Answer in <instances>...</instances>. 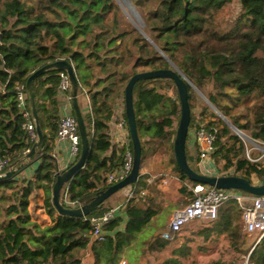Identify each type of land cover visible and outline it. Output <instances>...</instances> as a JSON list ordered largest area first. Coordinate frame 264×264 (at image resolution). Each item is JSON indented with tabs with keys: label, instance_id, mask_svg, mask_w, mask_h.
<instances>
[{
	"label": "trees",
	"instance_id": "obj_1",
	"mask_svg": "<svg viewBox=\"0 0 264 264\" xmlns=\"http://www.w3.org/2000/svg\"><path fill=\"white\" fill-rule=\"evenodd\" d=\"M131 1L139 7L160 50L139 30L122 32L118 18L113 22L105 20V12L115 6L113 0H0V85L5 84L9 90L0 95V156L10 157L11 163H15L34 145L27 143L24 118L16 102V84L26 86L31 73L49 62L72 60L80 82L79 93L84 89L92 92L93 106L91 114L84 113L91 149L84 168L68 183L72 198L82 203L90 202L108 188L104 176L116 168V162L108 164L104 154L112 147L109 122L115 113L114 106L119 97H124L129 79L138 72L170 68L168 58L199 88L210 83L213 90L207 95L209 101L234 125L264 143V0H240L241 15L228 31L217 26L214 18L234 0H159L155 9H147V0ZM130 65L131 73L125 71ZM59 73L60 70H50L34 83L45 135L31 159L42 158L35 175L28 184L18 187L13 178L0 181V264H84L88 253L94 264H118L135 233L158 213L151 204L142 206L145 201L128 202L129 220L125 229L116 232L123 220L120 217L112 220L103 241L91 236L89 220L59 214L52 200L58 165L46 145L48 133L54 138L58 131ZM165 81L166 78H152L135 84L142 162L149 151L146 139L159 140L166 153L171 150L167 159L171 173L193 186L199 182L189 180L176 163L173 139L181 104L179 96L174 99L160 91ZM168 82L177 91L174 81ZM188 90L191 127L196 118L193 114L196 101L193 88L188 86ZM43 100H48V104ZM206 108L212 109L209 104ZM206 108L201 114H207ZM212 113L216 115L213 110ZM124 115L127 118L126 111ZM205 124L215 136L217 162L224 159L226 168L235 165L250 180L254 173L262 179L264 157L256 162L244 158L243 139L220 116L218 121L209 120ZM130 147L133 150L132 140ZM125 149L121 150L117 166L124 161ZM188 159L197 169L189 153ZM26 167L20 164L18 172ZM37 188L45 191L47 212L53 220L45 227L32 220L28 210L29 196ZM180 190L184 194L186 187L182 185ZM188 194H192L191 190ZM104 208L88 216L100 215ZM242 215L239 203L231 201L220 208L219 221L235 236ZM250 259L255 264H264V237ZM167 264L179 262L172 259Z\"/></svg>",
	"mask_w": 264,
	"mask_h": 264
},
{
	"label": "built area",
	"instance_id": "obj_2",
	"mask_svg": "<svg viewBox=\"0 0 264 264\" xmlns=\"http://www.w3.org/2000/svg\"><path fill=\"white\" fill-rule=\"evenodd\" d=\"M61 80L58 88V105L61 107L57 140L67 141L69 143V158L65 164H62L55 171L56 176L71 165H73L79 158L81 152V134L78 128L77 120L75 118L71 98L69 94L70 79L66 71H60ZM16 102L19 110H22V116L24 122L22 124L23 129L27 133V143L34 144L38 139L35 119L32 115L31 107L29 105V96L27 88L24 84L17 83L15 86ZM85 90V89H84ZM9 90L5 84L0 85V95H6ZM177 99V97L175 98ZM61 101V102H60ZM124 112L118 114L117 127L121 131V135L124 138H128L125 141L124 148V161L123 163L112 171H109L104 176L105 184L112 185L123 180L132 170L133 167V150L130 147L131 136L129 130L128 120L124 115ZM88 114L92 113V108L89 107ZM206 124L203 123L197 117L195 118L193 125L189 128L187 146L196 151L198 156L197 170L207 175H227L238 174L242 175V171H238L235 165L225 167L226 161L221 159L217 164L214 154L216 153L217 146L215 145L214 133L208 129ZM241 136L246 147L243 157L256 162L264 157V143L259 140L247 136ZM248 138H247V137ZM248 140L249 143L246 144ZM31 150V147L27 148L23 157ZM260 150L263 154L260 155ZM57 155V154H55ZM26 164V162H21ZM15 168L19 170V164L13 165L11 158H4L0 156V174L5 172V169ZM7 169V170H8ZM24 171V170H23ZM23 171L17 174V177L23 173ZM174 176L170 173L154 174L150 178L148 184H159L160 186H167ZM257 180V182H255ZM251 181L255 184H260L262 179L258 174H253ZM137 183V182H136ZM136 183L124 188L126 192V203H119L114 207L108 208L104 213L100 215L85 216V220H89L91 223V236L98 241L105 240L107 236V225L125 210L126 205L131 200H135L141 196L147 194V190L139 189ZM191 187L192 194L188 197L187 204L176 209L173 213L172 219L168 228L162 233V236L166 239H174L178 232L182 230L185 224L188 222L202 218L210 221L217 220L219 217L220 208L231 201H237L242 208L244 226L246 232L249 234L259 233L258 242L264 237V195H255L243 192L237 189H222L215 186L198 183ZM61 199L66 207L76 208L83 203L79 199H73L71 195L70 185L67 183L64 185L61 192ZM251 251L244 257L242 264H255L250 259ZM119 264H127L126 260H122Z\"/></svg>",
	"mask_w": 264,
	"mask_h": 264
},
{
	"label": "crops",
	"instance_id": "obj_3",
	"mask_svg": "<svg viewBox=\"0 0 264 264\" xmlns=\"http://www.w3.org/2000/svg\"><path fill=\"white\" fill-rule=\"evenodd\" d=\"M41 93L43 94L44 92L41 91ZM79 99L84 113L87 114L88 108H93L92 92L88 89L82 90ZM43 101L48 104V100ZM114 110L115 113L109 122L112 147L104 154V157L108 158V164L116 162L115 167L117 168V165L120 164L119 157H121V150L124 148L123 143L128 141V138L123 139L121 131H119L117 127L118 114L125 110L124 97L118 98L114 106ZM60 112L61 107L59 106V117ZM48 136L49 138L46 141V145L47 147H50L51 154L55 158L59 168V166L65 164L69 158V143L67 141H59L57 140V137L52 138L50 133H48ZM146 157L147 155H144L141 166V176L139 177L136 185L139 189L147 190V194L135 200H131L130 203L140 204L142 201H145L146 203L142 206L151 204V206L157 210L158 213L140 231L135 233L133 239L126 245L123 253L121 254L122 257L118 261V264L122 260H126L127 264H167V262H171L172 259L179 262V264H242L244 257L250 251L252 252L257 244L260 243V241L258 242V232L254 234L246 232L243 215L239 219L237 234L235 236H231L229 230L221 225L219 221L220 217L214 221L202 218L192 220L184 225L182 230L178 232L174 239H166L162 236V233L170 224L174 211L187 204L189 200L188 193L185 192V194H183L180 190L181 186H178L183 183L187 184L188 182H183L176 174L167 172L174 176L167 186L163 187L159 184H148L150 183L152 175L166 173V171L155 172L156 167L150 166L151 163L146 160ZM41 162L42 158L32 160V163L27 165L21 175L13 178L16 180V184L17 182H20L19 185L22 183L28 184V182L35 175ZM219 162L221 164V160H219ZM146 175L147 177H145ZM19 185L17 184V187ZM176 186V191L179 196H176V200H174L173 203H169L168 197L164 195V192L168 193L170 192V189ZM39 195L44 197L39 198ZM45 198L46 194L42 188H37L29 196L28 210L32 216V220L36 221L42 227L53 223L52 217L47 212ZM126 199L125 190L117 192L109 200V203H111V201H113V203L105 204V208L102 213H104L108 208L114 207L119 203H126ZM167 204L168 206H166ZM164 206L166 208H164ZM165 209H170V213L167 221L162 224L160 223V220H158V217ZM118 217L122 218L123 222L120 227H118L116 232L124 230L129 220L127 205L125 210ZM181 234H184V236L183 239L179 240L178 238ZM176 241H178L179 244H176ZM169 248H173L175 250L172 251L171 254H166L165 251ZM239 260L241 261L239 262ZM82 262L84 264H94V259L91 253H88Z\"/></svg>",
	"mask_w": 264,
	"mask_h": 264
},
{
	"label": "water",
	"instance_id": "obj_4",
	"mask_svg": "<svg viewBox=\"0 0 264 264\" xmlns=\"http://www.w3.org/2000/svg\"><path fill=\"white\" fill-rule=\"evenodd\" d=\"M158 49L159 47L154 44ZM160 50V49H159ZM162 52V51H161ZM164 55V54H163ZM170 68H160L156 70H148L135 73L129 79L125 87V111L128 119L129 130L131 135V140L133 142V167L131 172L120 182L109 185L105 190L100 191L90 202L83 203L81 206L76 208L66 207L61 199V192L65 184L69 183L74 176L79 172L80 169L84 168L89 151L91 149V141L89 138L88 130L84 120V110L80 105V82L75 72V66L70 59H58L53 62H49L44 66L36 69L31 73L27 79V93L29 96L30 107L32 115L35 119L36 129L38 134V139L34 143L31 150L22 157L18 162L13 163V165L21 164V162H26V165L32 163V158L36 154L37 150L42 146L44 140V132L40 124V118L37 109L36 93L34 88L35 80L40 76L45 74L50 70H60L66 71L70 79V98L73 107V112L77 120L78 128L81 134V152L78 160L71 165L68 169L56 176V181L53 185L52 190V200L55 208L61 215L85 217L91 214L97 209H101L105 206L106 200L117 192L123 190L136 183L141 176V166H142V154L143 146L141 138L138 131L136 110L134 104V88L135 84L139 80L152 79V78H166L174 81L178 96L181 104L180 120L176 130L175 137L173 139V147L175 153L176 163L179 168L187 175L189 180H193L199 183H205L217 188L222 189H237L246 193L255 195H264V174L262 177V182L260 184H255L249 178L238 175V174H227V175H207L199 172V170L194 169L188 159L187 142L189 127L192 118V109L189 102V90L188 86L193 87L192 81L186 76V74L171 60ZM210 105L216 110V112L223 118L230 127L236 132L240 137L245 136L240 128L234 125L230 119L223 115L207 98L206 99ZM22 114V110H20ZM247 137V136H246ZM248 138V137H247ZM18 170L11 168L6 170L4 173L0 174V181L7 180L10 178H15L18 174Z\"/></svg>",
	"mask_w": 264,
	"mask_h": 264
},
{
	"label": "rangeland",
	"instance_id": "obj_5",
	"mask_svg": "<svg viewBox=\"0 0 264 264\" xmlns=\"http://www.w3.org/2000/svg\"><path fill=\"white\" fill-rule=\"evenodd\" d=\"M158 1L159 0H147V3L145 6L147 7V9H155L159 3ZM113 3L115 6L105 12V20L108 22H113L115 17L118 18L119 28L122 32H134L135 30H139L148 39V41L150 43H152V45H154L155 42L152 39V37L150 36V30H148L146 27L144 17L142 15V13L140 12L139 7H137L135 4H133V2L131 0H113ZM241 12H242L241 1L240 0H234L232 3L226 5L223 9H221L220 11H218L215 14L214 20L216 23H218L216 25L220 26L225 31L232 29V27L235 26V23H236L238 17L241 15ZM137 56H138L137 54H136V56H134V60L137 58ZM125 71H128L131 73L132 72V66L130 65V66L126 67ZM168 80L169 79H166V81L162 83V85H161V87H159V89L161 92H163V93L165 92L167 95H170L175 99L178 96V93H177L174 85L172 83H169ZM192 83L194 85L192 87L193 88V95H194V99L196 101V104L193 107V114L195 115V117L200 119L203 123H206L209 120L218 121L220 115L216 112V110L206 100L209 92L211 90H213L212 85L210 83H207L205 85V87L203 89H201L193 81H192ZM207 104H209V106L212 109L206 108ZM203 108H206L207 114H201V111L203 110ZM212 110L215 111L216 115H214L212 113ZM223 121H225V120L223 119ZM178 124H179V118H178V120L175 121V126L177 127ZM234 133H236V132L234 131ZM246 134H247V136L251 137L247 132H246ZM230 142H233V140L231 139ZM247 143H249L248 140L246 141V144ZM146 145H147V148L149 150L146 154L147 155L146 160L150 161V163H151L150 166L156 167L155 172H158V171H160V172L161 171L172 172L171 166L167 167L168 166L167 165V159H168V156L170 157V155H171V150L169 151V153H166L165 148H164V146H162L161 141L152 140L150 138L146 139ZM187 151L190 154V156L192 157V160H191L192 165L197 167V165H198L197 154L193 150H191L189 147H187ZM261 154H263V151L260 150V155ZM146 163H148V162H146ZM216 163L218 164L219 161L218 162L216 161ZM220 167H223V163L220 165ZM255 182H257V180ZM17 184L19 185L20 182H17ZM187 184L183 183L182 185L185 187L187 186L186 192L189 193V191L191 190V187H189L190 185L189 184L187 185ZM182 185L180 184L178 186H182ZM176 189H177V186L170 189L171 193L170 192H168V193L164 192V195L168 197L169 203H173L174 200H176V196L178 195ZM7 193H9V191H7ZM1 195H2V193L0 190V200L2 199ZM38 197L41 198L44 196L39 195ZM112 197H110L108 200H106V204H112L113 203V201H111V203H109V200ZM7 199H8V197H7ZM1 202H2V200L0 201V203ZM2 204L6 205V204H8V202H3ZM166 206H168V204ZM164 208H166V207L164 206ZM169 213H170V209H165L162 212V214L158 217V220H160V223L163 224V223H165V221H167V218L169 217ZM170 217H171V215H170ZM183 236H184V234H181L178 239L179 240L183 239ZM231 243H232V241H231ZM176 244H179V242L176 241ZM178 248H180V247H178ZM185 249H188V248H185ZM174 250L175 249H173V248H169L165 251V253L171 254L172 251H174ZM183 258H184V256H183ZM240 261L241 260H239V262Z\"/></svg>",
	"mask_w": 264,
	"mask_h": 264
}]
</instances>
